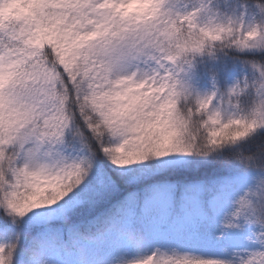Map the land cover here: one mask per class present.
I'll return each mask as SVG.
<instances>
[{
    "label": "snow or ice",
    "instance_id": "1",
    "mask_svg": "<svg viewBox=\"0 0 264 264\" xmlns=\"http://www.w3.org/2000/svg\"><path fill=\"white\" fill-rule=\"evenodd\" d=\"M249 174L225 224L254 233L245 256L109 257L200 233ZM125 185L146 195L112 203ZM0 264H264V0H0Z\"/></svg>",
    "mask_w": 264,
    "mask_h": 264
},
{
    "label": "rangeland",
    "instance_id": "2",
    "mask_svg": "<svg viewBox=\"0 0 264 264\" xmlns=\"http://www.w3.org/2000/svg\"><path fill=\"white\" fill-rule=\"evenodd\" d=\"M177 7H192L198 0L193 2H179L175 0ZM224 9H229L231 0H218ZM227 2H230L228 4ZM208 17H202L204 22H207ZM219 19V17H218ZM248 20L246 19V23ZM208 59V57H198L197 60L202 61ZM237 71L234 72L227 80L228 84H231L234 80L240 78V66L236 64ZM180 83L184 84L193 93V95H206L211 91V78L201 79L192 71L191 68H185V71L180 73ZM221 87L224 86L222 81ZM215 101H213V104ZM22 153L27 154L30 149L27 146L21 149ZM36 162H47V158L37 153L35 154ZM254 174H249V177L242 180L238 184L234 185L227 199L216 204L212 210L211 218L207 221L206 228L202 229L200 233L194 232L191 228L182 233V237L177 239L173 235H157L153 242L147 243L144 246L138 247V252L128 257H143L152 254L156 251L157 255H183L191 254L200 257H216L226 258L231 257L233 254H237V258L245 256L247 253L255 249L253 244L254 233L248 232L245 234L239 226L226 227L229 221L232 220L231 213L234 211L236 205L235 201L243 196L246 192L253 190L256 185V180L252 177ZM134 193H128L121 199L131 196ZM167 196V193L161 194ZM119 199V200H121ZM118 200V201H119ZM115 203V202H114ZM178 211H182L188 218L189 224H197L203 220L199 207V193L192 192L187 198L182 209L178 208ZM130 246L122 245L121 247L113 250L109 257L127 256L123 254L125 250H128Z\"/></svg>",
    "mask_w": 264,
    "mask_h": 264
},
{
    "label": "trees",
    "instance_id": "3",
    "mask_svg": "<svg viewBox=\"0 0 264 264\" xmlns=\"http://www.w3.org/2000/svg\"><path fill=\"white\" fill-rule=\"evenodd\" d=\"M177 1L186 3V2H193L196 0H177ZM227 3L230 4V2H227ZM210 63H212V61H210L209 58L202 60V61H199L196 59L193 61L192 71L196 75H198L199 78H201V79L210 78L208 75L205 74L206 68ZM229 63H231V61H229ZM244 142L245 141H240L239 143H244ZM209 175H212V174H209ZM128 193H135L138 196L146 195V193H144V191H143L142 185H125L120 191L113 194V196L111 198V202L114 203V202L118 201L119 199H121L122 197L127 195ZM137 248L138 247L130 246L128 250H125L123 252V254H126L127 256L133 255V254L138 252Z\"/></svg>",
    "mask_w": 264,
    "mask_h": 264
}]
</instances>
